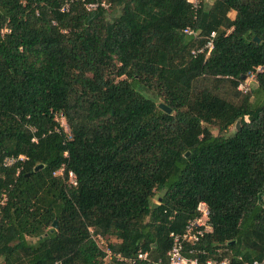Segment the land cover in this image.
<instances>
[{
  "label": "trees",
  "instance_id": "16d2710c",
  "mask_svg": "<svg viewBox=\"0 0 264 264\" xmlns=\"http://www.w3.org/2000/svg\"><path fill=\"white\" fill-rule=\"evenodd\" d=\"M196 1L0 0L3 264L165 261L200 202L210 256L264 258V0Z\"/></svg>",
  "mask_w": 264,
  "mask_h": 264
},
{
  "label": "built area",
  "instance_id": "2783aa9c",
  "mask_svg": "<svg viewBox=\"0 0 264 264\" xmlns=\"http://www.w3.org/2000/svg\"><path fill=\"white\" fill-rule=\"evenodd\" d=\"M193 8H197V1L191 0ZM68 7V6H67ZM66 7V8H67ZM89 7L93 8L95 5H90ZM183 33L192 38H197V33L190 29L186 28ZM216 34L215 32L210 33L205 36L203 45L192 51L194 57L199 54H205L207 57L211 51L214 49V40ZM262 67H258L257 71H261ZM253 75H250L248 79L239 83L237 89L242 93L249 92L251 82H253ZM55 120L61 124V121H64L62 114H55ZM63 127V125L61 124ZM64 129V127H63ZM65 132H67L64 129ZM23 156L18 158L8 157L4 160V166H11L17 160H23ZM60 170L57 174H61ZM69 184L75 185L76 180L72 172L68 173ZM4 199V196H2ZM209 209L205 202H200L196 207V215L192 219L188 220L183 231L180 233H170L171 247L167 253V259L165 261H157L155 264H233L229 257L219 258L221 256V251L216 250V253L213 256H210L208 251L205 248H201L203 240L207 234L212 232V226L210 225ZM100 239V238H99ZM103 243V240H101ZM108 257H112V254L109 250H105ZM116 258L119 261H132V259L127 260L120 255H116ZM137 259L145 260L146 254L138 253ZM240 264H264V258L262 260H257L253 262H241Z\"/></svg>",
  "mask_w": 264,
  "mask_h": 264
},
{
  "label": "rangeland",
  "instance_id": "374dc122",
  "mask_svg": "<svg viewBox=\"0 0 264 264\" xmlns=\"http://www.w3.org/2000/svg\"><path fill=\"white\" fill-rule=\"evenodd\" d=\"M213 2H214V0H207V4H208V5H211ZM256 88H257L256 83H255V82H251V85H250V89H251V91H254V92H255ZM143 92H144L148 97H150L151 99H154L156 102H158L157 99H156V96H155L154 94H152V93H150V92H148V91H143ZM59 122H60V121H59ZM61 124L63 125L64 129H65L67 132H69L68 127H67V124H66V121H65V120H64V121H61ZM211 130H212V133H213L214 135H217V134H218L217 131H216L215 129H211ZM233 133H234V128L231 127L228 131H226V132L224 133V136H225V137H228V136H231ZM157 196H158V194H157ZM156 202H157V200H156V197H155V198L153 199V203L155 204ZM0 264H3V263L1 262V260H0Z\"/></svg>",
  "mask_w": 264,
  "mask_h": 264
},
{
  "label": "water",
  "instance_id": "95a60500",
  "mask_svg": "<svg viewBox=\"0 0 264 264\" xmlns=\"http://www.w3.org/2000/svg\"><path fill=\"white\" fill-rule=\"evenodd\" d=\"M256 42H258L259 40L258 39H255ZM242 79L244 80V77H242ZM158 108L160 110H162L163 112L167 113V114H170L171 113V109L168 108L167 106H165L164 104H159L158 105ZM189 154L187 153L186 156H188ZM56 226V224H54Z\"/></svg>",
  "mask_w": 264,
  "mask_h": 264
},
{
  "label": "crops",
  "instance_id": "0c3cea01",
  "mask_svg": "<svg viewBox=\"0 0 264 264\" xmlns=\"http://www.w3.org/2000/svg\"><path fill=\"white\" fill-rule=\"evenodd\" d=\"M263 69H261V71H262Z\"/></svg>",
  "mask_w": 264,
  "mask_h": 264
}]
</instances>
